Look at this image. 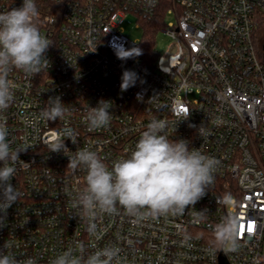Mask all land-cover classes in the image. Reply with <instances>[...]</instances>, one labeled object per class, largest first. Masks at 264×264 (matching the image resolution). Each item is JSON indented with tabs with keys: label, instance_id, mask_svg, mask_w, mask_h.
<instances>
[{
	"label": "built area",
	"instance_id": "1",
	"mask_svg": "<svg viewBox=\"0 0 264 264\" xmlns=\"http://www.w3.org/2000/svg\"><path fill=\"white\" fill-rule=\"evenodd\" d=\"M165 1L35 0V23L52 43L49 67L36 75L13 69V101L0 111L11 150L20 151L12 165L16 202L0 212L6 253L51 264L82 242L88 253L118 249L112 264H223L222 257L227 264H264V60L255 42L264 0H167L164 8ZM22 3L0 0V12ZM162 12L157 34L173 41L170 65L169 52L151 63L141 55L119 58L117 52L142 49L125 35L126 20L147 27ZM168 15L176 22L166 23ZM125 72L134 74L133 82L122 91ZM50 97L68 109L56 121L40 118ZM101 99L111 102L112 119L89 130V107ZM183 109L190 112L185 120ZM153 118L169 121L170 138L188 140L218 161L205 196L183 215L141 219L119 205L116 214L82 215L74 202L86 171L67 169L68 156L86 148L111 168L134 150ZM200 126L210 136L201 138ZM56 140L65 141V153L51 152ZM228 216L240 222L234 251L215 243L214 228Z\"/></svg>",
	"mask_w": 264,
	"mask_h": 264
},
{
	"label": "clouds",
	"instance_id": "2",
	"mask_svg": "<svg viewBox=\"0 0 264 264\" xmlns=\"http://www.w3.org/2000/svg\"><path fill=\"white\" fill-rule=\"evenodd\" d=\"M38 15L35 0H23L21 7L0 12V111L6 110L13 101L14 84L8 78L13 69L36 75L43 67H49L46 52L52 43L35 23ZM134 49L137 51L133 53ZM123 51L133 54L121 56L117 52L121 59L141 54L137 48ZM133 75L129 72L123 74L122 91L133 82ZM110 105V101L101 99L96 107H89L86 116L89 130L109 125L112 119ZM67 110L59 97H50L48 105L40 112V118L56 121ZM189 115L186 110L182 120ZM189 127L197 126L189 124ZM168 128L167 119L150 120L134 150L126 158L113 161L111 168L96 152L86 148H78L68 156L67 169L75 172L83 168L86 171V186L78 192L74 202L82 215L92 220L98 212L116 214L117 205L129 215L141 219L183 215L186 208L194 206L205 196L206 189L214 180L218 161L204 154L200 148L190 147L188 140L170 138ZM197 132L201 138L210 136V132L202 126ZM67 139L73 144L78 142L77 137L71 134ZM66 149L65 141L56 140L50 145L51 152L65 153ZM19 152L11 150L8 131L0 125V212L4 214L16 202L11 180L15 174L12 165L19 158ZM203 212L197 214L202 215ZM2 219L0 217V221ZM88 231L94 234L95 224H90ZM214 233L215 243L234 251L238 247L240 222L236 217L228 216L215 226ZM5 248L6 245L0 249V264H37L32 257L17 259L6 253ZM118 255L119 250L114 247L88 253L85 245L77 242L74 249L64 251L51 264H112Z\"/></svg>",
	"mask_w": 264,
	"mask_h": 264
},
{
	"label": "rangeland",
	"instance_id": "3",
	"mask_svg": "<svg viewBox=\"0 0 264 264\" xmlns=\"http://www.w3.org/2000/svg\"><path fill=\"white\" fill-rule=\"evenodd\" d=\"M176 22V18L174 15H168L166 17V23ZM125 27V35L129 37L131 40L138 42L139 44L142 43L144 40V35L146 32V27L144 26H137V20L133 17H129L126 20L124 25ZM257 46H260L264 42V17L262 21L258 22V27L255 32ZM173 41L169 38L164 32H159L155 35V51L158 56H166L169 52L170 46L172 45ZM259 55L261 58L263 57V51L260 52Z\"/></svg>",
	"mask_w": 264,
	"mask_h": 264
},
{
	"label": "trees",
	"instance_id": "4",
	"mask_svg": "<svg viewBox=\"0 0 264 264\" xmlns=\"http://www.w3.org/2000/svg\"><path fill=\"white\" fill-rule=\"evenodd\" d=\"M168 6V1L166 0L163 3V7L166 8ZM162 7V8H163ZM259 21H262L263 16L259 18ZM163 23V12L160 14L159 18L156 19L154 22L149 23L146 27V32L144 35V40L142 41V49H141V58L143 62L151 63L153 60L157 59V53L155 51V35L157 34V29ZM258 27V26H257ZM255 42L256 36H255ZM263 45L259 46V49L263 50Z\"/></svg>",
	"mask_w": 264,
	"mask_h": 264
},
{
	"label": "water",
	"instance_id": "5",
	"mask_svg": "<svg viewBox=\"0 0 264 264\" xmlns=\"http://www.w3.org/2000/svg\"><path fill=\"white\" fill-rule=\"evenodd\" d=\"M175 47H173L171 49V51L169 52V54L167 55L166 57V60H165V65H170V60H171V57L175 54ZM263 60H264V45H263ZM222 263L223 264H227L224 257H222Z\"/></svg>",
	"mask_w": 264,
	"mask_h": 264
},
{
	"label": "snow or ice",
	"instance_id": "6",
	"mask_svg": "<svg viewBox=\"0 0 264 264\" xmlns=\"http://www.w3.org/2000/svg\"><path fill=\"white\" fill-rule=\"evenodd\" d=\"M184 111H186L187 109H183ZM248 231L251 232L252 231V225L249 224L248 226ZM241 234H243V226H241Z\"/></svg>",
	"mask_w": 264,
	"mask_h": 264
}]
</instances>
